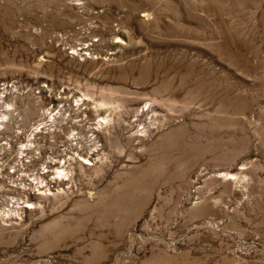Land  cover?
Returning <instances> with one entry per match:
<instances>
[{
    "label": "rangeland",
    "instance_id": "374dc122",
    "mask_svg": "<svg viewBox=\"0 0 264 264\" xmlns=\"http://www.w3.org/2000/svg\"><path fill=\"white\" fill-rule=\"evenodd\" d=\"M3 83L0 264H264V0H0ZM55 104L61 151L13 169ZM69 129L71 178L20 200Z\"/></svg>",
    "mask_w": 264,
    "mask_h": 264
},
{
    "label": "bare ground",
    "instance_id": "6f19581e",
    "mask_svg": "<svg viewBox=\"0 0 264 264\" xmlns=\"http://www.w3.org/2000/svg\"><path fill=\"white\" fill-rule=\"evenodd\" d=\"M94 46V45H93ZM81 55H84L83 53ZM106 56V55H105ZM49 85V84H48ZM55 92V91H54ZM60 94V93H59ZM83 98V97H82ZM56 99V98H54ZM57 100V99H56ZM82 101V99H80ZM86 100V99H85ZM84 101V99H83ZM27 102V101H26ZM30 103V102H28ZM28 105V104H27ZM37 105V104H36ZM32 106H33V103H32ZM38 106V105H37ZM55 106V108H59V110H61L60 112L62 113V107L59 106V104H55L53 105V107ZM85 106V105H84ZM41 107V106H40ZM79 107V105H78ZM77 107V105L75 106L74 110H79V108ZM25 108V107H24ZM27 108V107H26ZM29 108V107H28ZM26 109H24L25 111ZM56 109L54 108H46L45 109V121L42 122V127H41V131L45 132V133H51L52 131H54L55 127H56V123H57V116H59V114L57 113L56 111V114H53L54 111ZM83 110V109H82ZM28 111V110H27ZM31 111L32 114H34V116L36 117L35 113H36V109L33 107V109L29 110ZM38 111V110H37ZM76 112V111H75ZM39 114V112H37ZM43 113V112H42ZM40 115H43L44 114H40ZM9 116H10V119L11 121H13L14 119V116L12 113H9ZM26 116V115H24ZM108 119V120H107ZM63 120V119H62ZM78 120V119H77ZM56 121V122H55ZM65 123V122H64ZM110 123V118H105V117H101L98 122L96 123V128L95 130H101V129H104L106 128L105 126H107L106 124H109ZM60 124V128H61V125L63 124L62 122L59 123ZM72 125H75L76 124V121H73L71 122ZM71 125V127L73 128V126ZM81 126V125H80ZM70 127V128H71ZM21 128V127H20ZM21 130H24L23 128H21ZM70 131V136L68 135L67 139L64 138V140H66L65 142V147L63 149V151H65L64 154H60L58 155V157H55V156H47L46 158L48 159H45L44 161V165H43V168L41 170H34V172H29V176L31 175L32 176V184L31 183H28L27 185L25 183H22L21 181H23V178L21 177L20 174H17L15 176L16 178V181L14 182H11L10 185V190L12 191V193H14L16 196L17 194L16 193H19L18 197L20 198V200L22 198H30L31 195H40L42 196L41 194H45L43 196H49L51 195L50 193L54 192L57 190L56 186H54V189L51 191V189L53 188V183L56 182V178L55 177H52V175H50V172L49 170L51 169H54L56 170V174L55 176H58V179L61 181V183H65V182H68V179H70L71 177H69V173H70V170H72L70 167V164H72L73 160H74V156L77 151L75 152V150H78L80 149V147H78V144H79V140L82 138L79 137V133L78 132H71V129H69ZM37 132V133H36ZM38 130H32L31 128H29L28 130H24L23 133L24 135H26L25 137V141L26 143H22L20 145H18V148L16 149V154H15V157H14V165H13V169H17L18 167L19 168H22V164L24 163L25 159L26 158H30L29 159V162H30V165H33L34 163L31 162V159H32V152H30V144H35V141L37 140V135H38ZM17 134V133H16ZM18 135V134H17ZM17 135H12L13 137H17ZM50 138H55V137H50ZM80 140V141H81ZM86 142H88V144L95 148L96 151L98 150L99 148V145H98V140L95 136V134L93 133L92 136H89L85 139ZM24 142V141H23ZM61 144H64L62 141H59L57 142V144H55V142L51 145L49 143H46L45 142V150L49 151L48 153L50 154L51 152L57 150V147L59 149V151H61ZM54 145L55 146V149H54ZM16 147V146H15ZM86 147V146H85ZM66 149H69L71 151V155L70 156H67V151ZM95 152V151H93ZM91 155H94V154H91ZM83 159H85L87 162L89 161L88 158L92 159L91 157L89 156H82ZM88 157V158H86ZM62 159V160H61ZM91 161V160H90ZM57 164V165H56ZM86 164V163H84ZM83 165V164H82ZM81 165V166H82ZM44 170H45V174H42L44 173ZM71 174V173H70ZM54 181V182H53ZM63 181V182H62ZM19 182V183H18ZM71 182V181H70ZM72 183V182H71ZM34 184V185H33ZM74 184V183H73ZM52 185V186H51ZM41 186V187H40ZM145 187V186H144ZM38 191V192H35ZM51 191V192H50ZM60 191V190H59ZM40 192V193H39ZM46 193H49V194H46ZM17 197V199H18ZM44 198H47V197H44ZM18 199V203L15 202V205L18 206V207H15V210L16 211H19L21 212V210H23L22 208L27 209V208H30L29 206L32 205V203H28V199L26 201H22V203H20V201ZM12 201V200H11ZM16 201V200H15ZM9 202V201H8ZM23 204L25 206H20V204ZM8 204H11V203H8ZM13 205H14V202H13ZM7 206V205H6ZM11 208V207H10ZM9 208V209H10ZM8 209V210H9ZM7 210V209H5ZM13 210V209H12ZM1 212V211H0ZM11 212V211H10ZM4 213V212H3ZM2 213V214H3ZM1 214V213H0ZM20 214V213H19ZM7 215V214H6ZM3 216V215H2ZM96 235V234H95ZM101 235V234H100ZM99 239V236L97 237ZM101 239V238H100ZM97 245V244H96ZM104 258V257H103Z\"/></svg>",
    "mask_w": 264,
    "mask_h": 264
},
{
    "label": "built area",
    "instance_id": "2783aa9c",
    "mask_svg": "<svg viewBox=\"0 0 264 264\" xmlns=\"http://www.w3.org/2000/svg\"><path fill=\"white\" fill-rule=\"evenodd\" d=\"M14 89V86H12V85H10V84H1L0 85V131L2 130V129H5L6 128V126L10 123V122H12L11 121V119H10V116H9V113H12L11 112V110L10 109H7V108H4V101H5V97H6V94H7V92H8V90H13ZM45 89V86L44 85H41V86H39V87H36V91H35V93H41L43 90ZM45 91V90H44ZM48 108H54V109H56L55 111H54V113L53 114H56V111H57V113L59 114V113H61V112H59L60 110H59V108H55V107H53V106H51L50 105V107H48ZM47 108V109H48ZM13 114V113H12ZM42 114H44V116L42 115V118H41V120L38 122V123H36L33 127H31V129L32 130H38L39 132H38V135H37V140L35 141V144H30V152H32V159H31V162H33V159H36L37 157H39V154H40V152H41V150L43 149V148H45V141H46V138L47 137H45V134H47V133H45V132H43V131H41V127H42V122H44L45 121V110L43 111V113ZM3 115H5V116H8V118H4L3 117ZM13 116H14V119H13V121H15V118H16V115H14L13 114ZM57 118H59V116H57ZM8 119V120H7ZM56 122V121H55ZM17 128L19 129V127H18V123H17ZM19 135L21 132H19V131H16V132H13V135H17V134ZM37 133V132H36ZM24 134V133H23ZM17 135V136H18ZM25 137H26V135H24V138H22V140L24 141L23 143L25 144L26 143V141H25ZM22 144V143H21ZM20 145V144H19ZM10 146H9V144H6V145H2V144H0V148L1 149H6V148H9ZM18 148V146H16L15 147V152H16V149ZM2 156V154L0 153V157ZM30 159V158H29ZM29 159L28 158H26L25 159V161H24V163L22 164V166L23 165H25L26 163H30L29 162ZM34 163V162H33ZM14 165V164H13ZM43 165H44V162H43ZM43 165L42 166H40L38 169L39 170H41L42 168H43ZM12 168H13V166H12ZM37 169V170H38ZM42 174H45V170H44V173H42ZM41 187V186H40Z\"/></svg>",
    "mask_w": 264,
    "mask_h": 264
}]
</instances>
